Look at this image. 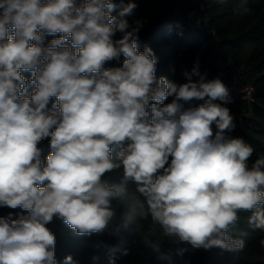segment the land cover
<instances>
[{
    "label": "clouds",
    "instance_id": "obj_1",
    "mask_svg": "<svg viewBox=\"0 0 264 264\" xmlns=\"http://www.w3.org/2000/svg\"><path fill=\"white\" fill-rule=\"evenodd\" d=\"M114 9L111 0H0V207L27 212L0 217V264H57L46 225L58 217L77 235L100 233L113 199L128 208L113 234L138 231L150 217L176 243L237 251L245 241L229 230L240 212L264 231V156L249 167L254 149L225 135L235 128L229 90L188 73L179 85L157 79L152 49H137L141 21L118 19ZM121 56L122 67H104ZM22 71L32 74L30 95ZM52 97L58 112L48 110ZM193 100L204 103L185 107ZM125 144L114 158L113 147ZM120 169L123 181L110 185L105 175ZM110 251L127 254L120 245Z\"/></svg>",
    "mask_w": 264,
    "mask_h": 264
},
{
    "label": "trees",
    "instance_id": "obj_2",
    "mask_svg": "<svg viewBox=\"0 0 264 264\" xmlns=\"http://www.w3.org/2000/svg\"><path fill=\"white\" fill-rule=\"evenodd\" d=\"M79 7L85 0H75ZM115 9L111 15L118 19H126L130 24L141 21L137 42L138 51L151 48L157 58V79L165 77L177 85L188 82L185 73L192 81L203 76L206 80L219 78L229 90L231 102L229 108L234 118L235 128L226 132L229 137H240L253 149L248 165L264 156V0H111ZM136 7L124 17L122 10L129 4ZM247 10L244 11L243 9ZM43 31V30H41ZM117 33L114 39L120 38ZM46 36L44 45L51 39ZM34 43V42H30ZM72 47L70 42H66ZM124 57L106 62L105 68L122 67ZM197 68L198 75L193 74ZM240 70L242 79L255 86L256 102L249 104L238 93L234 83V73ZM22 76L29 81L25 95L34 91L30 83L31 73L22 71ZM168 97L164 104L172 101ZM57 98H50L49 111ZM151 103V102H150ZM204 101L193 100L185 107H196ZM213 103H221L218 99ZM150 113V108H148ZM48 140L41 143L44 152L42 162L50 153ZM114 146L112 155L115 158L121 151ZM110 185H118L123 181L122 169L107 173L104 177ZM129 193L135 191L134 183L125 182ZM142 200L143 197H140ZM111 207L114 217L107 229L92 235H77L62 219L54 217L46 225L56 237L55 259L57 264H65V257L71 256L73 264H264V231L254 230L248 223L250 212H240L236 225L229 230L233 238L245 241L244 248L237 251L222 250L214 247L210 250L192 249L190 245L176 243L172 239L162 237L158 225H153L150 217L139 221L138 231L121 230L113 234L114 229L121 224L128 210L127 203L113 199ZM11 214V216H9ZM27 215L26 210L17 207H0V217L17 219ZM159 242V249L154 250L152 244ZM120 245L127 249L126 255L112 253L110 249ZM187 248L182 255L177 249Z\"/></svg>",
    "mask_w": 264,
    "mask_h": 264
},
{
    "label": "built area",
    "instance_id": "obj_3",
    "mask_svg": "<svg viewBox=\"0 0 264 264\" xmlns=\"http://www.w3.org/2000/svg\"><path fill=\"white\" fill-rule=\"evenodd\" d=\"M234 83L236 90L241 94L243 99H246L249 104L256 102V89L255 86L245 82L241 77L240 70L234 73Z\"/></svg>",
    "mask_w": 264,
    "mask_h": 264
},
{
    "label": "rangeland",
    "instance_id": "obj_4",
    "mask_svg": "<svg viewBox=\"0 0 264 264\" xmlns=\"http://www.w3.org/2000/svg\"><path fill=\"white\" fill-rule=\"evenodd\" d=\"M221 264V263H220Z\"/></svg>",
    "mask_w": 264,
    "mask_h": 264
}]
</instances>
